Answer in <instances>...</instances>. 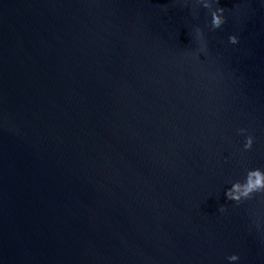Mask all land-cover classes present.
<instances>
[{"label":"water","instance_id":"water-1","mask_svg":"<svg viewBox=\"0 0 264 264\" xmlns=\"http://www.w3.org/2000/svg\"><path fill=\"white\" fill-rule=\"evenodd\" d=\"M0 264H264V0H0Z\"/></svg>","mask_w":264,"mask_h":264}]
</instances>
